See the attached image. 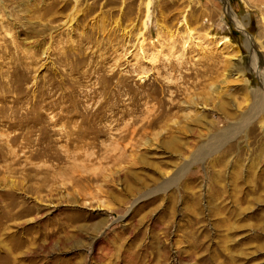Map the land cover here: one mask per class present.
Instances as JSON below:
<instances>
[{
  "label": "rangeland",
  "instance_id": "rangeland-1",
  "mask_svg": "<svg viewBox=\"0 0 264 264\" xmlns=\"http://www.w3.org/2000/svg\"><path fill=\"white\" fill-rule=\"evenodd\" d=\"M263 91L264 0H0V264H264Z\"/></svg>",
  "mask_w": 264,
  "mask_h": 264
},
{
  "label": "bare ground",
  "instance_id": "bare-ground-1",
  "mask_svg": "<svg viewBox=\"0 0 264 264\" xmlns=\"http://www.w3.org/2000/svg\"><path fill=\"white\" fill-rule=\"evenodd\" d=\"M264 92V91H263ZM263 106H264V94H262V93H256L255 95H254V99H253V104H252V110H261L262 108H263ZM251 118V117H250ZM10 198L12 197V194H7ZM12 199V198H11ZM18 205V204H17ZM20 206V205H19ZM9 207L11 208V209H13V208H16V203H14V202H10L9 203ZM9 208V209H10ZM22 213V212H21ZM20 212L19 213H17V215L18 216H21L22 214H21ZM14 214V213H13ZM16 250H18V247H17V249ZM13 251V250H12ZM12 251H11V249H10V252L12 253ZM11 253H9V256H8V262H9V264H11L12 262H13V258H11L10 256H11Z\"/></svg>",
  "mask_w": 264,
  "mask_h": 264
}]
</instances>
